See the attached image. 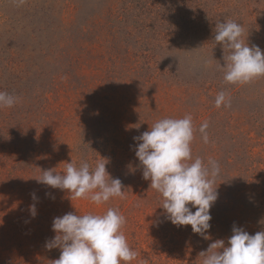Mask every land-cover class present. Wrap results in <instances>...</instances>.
<instances>
[{"label":"rangeland","instance_id":"rangeland-1","mask_svg":"<svg viewBox=\"0 0 264 264\" xmlns=\"http://www.w3.org/2000/svg\"><path fill=\"white\" fill-rule=\"evenodd\" d=\"M226 20L264 51V0H0V91L19 98L0 108V264H54L60 249L45 242L69 212L118 209L137 253L127 264H202L200 252L227 244L233 226L264 231V77L224 81L229 51L214 35ZM221 91L230 106H215ZM188 114L193 159L220 167L208 239L165 219L135 156L133 137ZM103 158L123 197L97 205L37 182Z\"/></svg>","mask_w":264,"mask_h":264},{"label":"clouds","instance_id":"clouds-1","mask_svg":"<svg viewBox=\"0 0 264 264\" xmlns=\"http://www.w3.org/2000/svg\"><path fill=\"white\" fill-rule=\"evenodd\" d=\"M24 0H18L22 5ZM214 41L229 51L223 57L225 64L223 79L229 84H246L264 77V51L258 46H249L241 37L242 25L234 20L216 24ZM19 98L0 91V108H11ZM230 106V99L221 91L215 98L217 108ZM208 123L201 124L199 132L208 142ZM194 126L190 114L183 118H162L140 136L133 137L135 156L142 166V177L150 180V186L158 192L163 203L165 219L176 227L190 225L193 233L205 239L211 227L210 209L218 199L215 180L220 173L217 161L209 160L207 165L201 158L192 157L191 144L194 140ZM108 160L101 159L93 167L82 160L66 162L62 173L42 171L38 183L51 188L67 190L71 199H87L100 205L111 198L123 197L122 182L111 178L106 170ZM46 195H49L46 193ZM38 200L35 193L31 194ZM195 209L193 212L192 209ZM32 218L36 206H29ZM126 218L118 209L109 208L103 214L73 212L54 217L52 230L55 236L45 242V248L60 249V256L54 264H122L136 258L137 253L129 246L122 231ZM202 264H264V231L250 235L240 227L233 226L227 244L223 239L211 243L201 251Z\"/></svg>","mask_w":264,"mask_h":264}]
</instances>
